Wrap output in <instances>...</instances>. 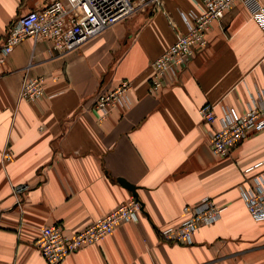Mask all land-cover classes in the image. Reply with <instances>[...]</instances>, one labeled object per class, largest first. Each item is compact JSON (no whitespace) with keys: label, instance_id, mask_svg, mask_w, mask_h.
Here are the masks:
<instances>
[{"label":"crops","instance_id":"obj_1","mask_svg":"<svg viewBox=\"0 0 264 264\" xmlns=\"http://www.w3.org/2000/svg\"><path fill=\"white\" fill-rule=\"evenodd\" d=\"M51 0H0V43L11 21ZM162 0L154 12L115 24L64 55L28 38L0 69V264H47L33 245L41 226L61 224L67 236L133 193L142 212L62 264H264V220L255 221L238 184L261 163L264 131L244 139L229 158L214 155L198 109L216 105L243 113L264 92V34L241 5L212 22L207 46L175 84L150 92V63L186 32L197 0ZM42 76L45 96L20 99L24 77ZM131 80L129 105L101 118L100 91ZM218 126V121L215 123ZM8 153L9 157H4ZM14 187L25 189L17 200ZM204 198L224 207L191 244L165 242L184 208Z\"/></svg>","mask_w":264,"mask_h":264},{"label":"built area","instance_id":"obj_2","mask_svg":"<svg viewBox=\"0 0 264 264\" xmlns=\"http://www.w3.org/2000/svg\"><path fill=\"white\" fill-rule=\"evenodd\" d=\"M246 9L264 34V0H200L197 10L185 17L186 32L180 33L175 42L150 63L152 75L150 92L176 83L182 71L188 68L198 50L207 46V33L212 22H220L225 13L235 5ZM162 6V0H51L38 10L17 17L6 28L0 43V69L6 58L22 41L30 38L34 43L47 41L60 55L78 49L105 30L136 14L154 12ZM131 80H121L113 88L100 91L95 109L101 118L118 106H128ZM45 96V79L42 76L24 77L19 91L22 100L34 102ZM216 105L207 103L198 109L202 122L209 127L211 152L221 158H229L233 149L244 139L264 131V92L251 94L243 113L234 107L223 110L217 118ZM218 121V126L215 123ZM8 158L9 154L4 153ZM261 163L243 171L238 185L242 200L252 219L264 220V170L254 171ZM14 187V196L24 191ZM222 208L209 198L184 208L185 219L176 227L160 231L161 239L181 245L192 243L194 234L221 217ZM142 206L134 196L118 205L88 226L67 236L61 224L41 226L33 245L47 264H62L72 253L102 241L120 225L135 222Z\"/></svg>","mask_w":264,"mask_h":264},{"label":"water","instance_id":"obj_3","mask_svg":"<svg viewBox=\"0 0 264 264\" xmlns=\"http://www.w3.org/2000/svg\"><path fill=\"white\" fill-rule=\"evenodd\" d=\"M119 181L124 187L128 188L133 193V196L138 200V197H137V194H136V191H135V187L130 185V184H128V183H126L123 180H119Z\"/></svg>","mask_w":264,"mask_h":264},{"label":"rangeland","instance_id":"obj_4","mask_svg":"<svg viewBox=\"0 0 264 264\" xmlns=\"http://www.w3.org/2000/svg\"><path fill=\"white\" fill-rule=\"evenodd\" d=\"M197 1H200V0H197ZM185 3L187 4H189L190 5V8H194V6H193V4H192V1L191 0H185ZM196 9V8H195ZM242 179H243V177H242ZM241 183V182H240ZM239 183V184H240ZM238 184V185H239ZM204 199H207V198H204ZM209 199H211L213 202H214V200L212 199V198H209ZM202 200V199H201ZM200 201V200H199ZM215 203V202H214ZM216 204V203H215ZM217 206V205H216ZM217 207H220V206H217ZM222 208V210H224V207H221ZM222 214V213H221ZM250 215V214H249ZM256 221V220H255Z\"/></svg>","mask_w":264,"mask_h":264}]
</instances>
